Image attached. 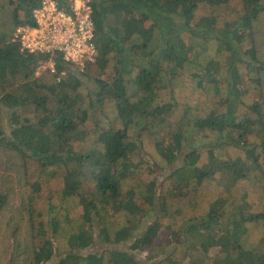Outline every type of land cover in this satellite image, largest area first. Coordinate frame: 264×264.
I'll return each instance as SVG.
<instances>
[{"label": "trees", "instance_id": "obj_1", "mask_svg": "<svg viewBox=\"0 0 264 264\" xmlns=\"http://www.w3.org/2000/svg\"><path fill=\"white\" fill-rule=\"evenodd\" d=\"M90 5L81 67L0 0V264H264V0Z\"/></svg>", "mask_w": 264, "mask_h": 264}, {"label": "built area", "instance_id": "obj_2", "mask_svg": "<svg viewBox=\"0 0 264 264\" xmlns=\"http://www.w3.org/2000/svg\"><path fill=\"white\" fill-rule=\"evenodd\" d=\"M68 4V9H60L53 0H41L35 10L36 26L19 27L13 41L19 42L23 52L62 53L66 61L81 67L94 62L97 49L92 43L95 26L91 0H68ZM40 68L54 71L51 62Z\"/></svg>", "mask_w": 264, "mask_h": 264}, {"label": "rangeland", "instance_id": "obj_3", "mask_svg": "<svg viewBox=\"0 0 264 264\" xmlns=\"http://www.w3.org/2000/svg\"><path fill=\"white\" fill-rule=\"evenodd\" d=\"M45 64H49V63H45ZM45 70V68H39L38 69V75H40V73ZM8 109H4L3 111L5 112V128L7 130V132L9 133V126L7 125L8 121H7V117H8V112H7ZM179 166V165H178ZM138 256H139V253H136ZM145 254L143 253H140V257L143 259V260H140L141 261V264H153V262H151L149 259H145ZM46 264H53V262H50V263H46Z\"/></svg>", "mask_w": 264, "mask_h": 264}]
</instances>
